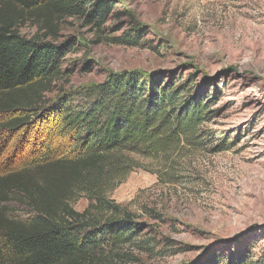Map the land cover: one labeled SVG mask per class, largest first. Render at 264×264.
Here are the masks:
<instances>
[{
	"label": "rangeland",
	"instance_id": "1",
	"mask_svg": "<svg viewBox=\"0 0 264 264\" xmlns=\"http://www.w3.org/2000/svg\"><path fill=\"white\" fill-rule=\"evenodd\" d=\"M114 1L104 34L80 18L55 19L54 31L34 20L20 25L23 36L69 43L70 51L63 76L36 105L43 123L36 118L33 130L0 131V167L40 157L44 144L60 142L54 139L58 103L75 96L77 105L86 89L114 73L138 72L174 86L193 78L195 92L214 99L213 115L198 131L208 133V141L200 148L182 143L163 157L135 158L142 168L109 198L146 229L115 264H192L206 252L248 251L254 260L264 246V47L252 38L242 46L250 27H264V0ZM137 29L145 30L139 46L108 39L137 35ZM218 139L227 141V149L219 151ZM88 203L81 198L75 210ZM12 206L10 216L27 217L26 209Z\"/></svg>",
	"mask_w": 264,
	"mask_h": 264
},
{
	"label": "trees",
	"instance_id": "2",
	"mask_svg": "<svg viewBox=\"0 0 264 264\" xmlns=\"http://www.w3.org/2000/svg\"><path fill=\"white\" fill-rule=\"evenodd\" d=\"M115 8L114 0H0V131L33 130L36 118L43 123L36 105L63 76L70 51L69 43L23 36L20 25L34 20L54 31L55 19L80 18L104 34ZM136 32L108 39L139 46L145 30ZM80 100L74 105V96L55 108L54 139L60 142L44 144L40 157L0 167V264H115L146 229L109 198L142 168L135 158L163 157L182 143L200 148L208 141V133L198 131L213 115L214 99L195 92L193 78L174 86L124 71L86 89ZM218 141L219 151L227 149L226 140ZM83 197L88 206L76 211ZM12 205L26 209L27 217L10 216ZM231 254L206 252L193 264H264V246L254 260L248 251Z\"/></svg>",
	"mask_w": 264,
	"mask_h": 264
},
{
	"label": "bare ground",
	"instance_id": "3",
	"mask_svg": "<svg viewBox=\"0 0 264 264\" xmlns=\"http://www.w3.org/2000/svg\"><path fill=\"white\" fill-rule=\"evenodd\" d=\"M252 38V43L254 46H258L260 48L264 47V27L253 26L250 27L246 32V42L242 47H247L249 40ZM242 45V44H241Z\"/></svg>",
	"mask_w": 264,
	"mask_h": 264
},
{
	"label": "water",
	"instance_id": "4",
	"mask_svg": "<svg viewBox=\"0 0 264 264\" xmlns=\"http://www.w3.org/2000/svg\"><path fill=\"white\" fill-rule=\"evenodd\" d=\"M193 264V263H192Z\"/></svg>",
	"mask_w": 264,
	"mask_h": 264
}]
</instances>
